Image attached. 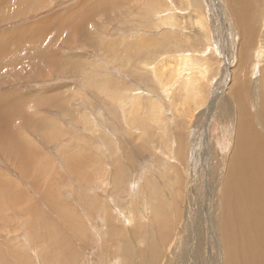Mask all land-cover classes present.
Listing matches in <instances>:
<instances>
[{
    "label": "rangeland",
    "instance_id": "obj_1",
    "mask_svg": "<svg viewBox=\"0 0 264 264\" xmlns=\"http://www.w3.org/2000/svg\"><path fill=\"white\" fill-rule=\"evenodd\" d=\"M10 2L0 111L25 115L9 121L22 149L0 147V264H205L233 141L227 92L237 64L264 67V0L247 53L229 0ZM81 12H96L89 39L74 34Z\"/></svg>",
    "mask_w": 264,
    "mask_h": 264
},
{
    "label": "bare ground",
    "instance_id": "obj_2",
    "mask_svg": "<svg viewBox=\"0 0 264 264\" xmlns=\"http://www.w3.org/2000/svg\"><path fill=\"white\" fill-rule=\"evenodd\" d=\"M229 3V11L231 12L232 17L237 21L236 26L238 28V32H240V34L243 36V50L247 53L251 50V47L256 46L257 43L259 28L256 30L254 24L260 21L262 15V11L259 12V6L261 5L260 0H229ZM99 8L100 6L98 7V10H96V12L98 13L100 12ZM80 14L82 18L78 22V27L76 26V29L73 28L74 34L77 35L79 33H83L84 36H87V39V30L85 28V25L81 24V22H88L92 20L94 14L90 15V13H87L85 14L86 16H83L82 12ZM176 20L177 19L175 17H166L167 23H170L168 21ZM176 22H178V20ZM187 62L189 61L186 57H180V59L177 60L178 66H176L177 68H175L176 72L173 71V74L171 76L172 82L165 84V87L172 86L177 81V78L173 77L175 75H177V77L181 80V77H183V75L185 74L183 71H185L188 67ZM237 68L238 70L233 73L234 80L232 81V85L227 92V95L231 99V104L226 107H228L229 113L231 115H228L229 117L226 122L228 125H234V130L232 128L234 133L233 141L231 143V154L226 163V168L228 171L226 170L222 182H220V179L218 180L221 185L218 187V192L216 194L214 193V195H216L217 197L215 206L216 210H213L214 212L212 211V215L210 216V220L208 221L213 224L214 232L208 231L209 243L207 244H209V246L207 248V259L205 260V256L203 258V255L200 253L196 254V260L198 263H200L204 259L205 264H264V67H260V63L255 62L250 67V70H247V65L245 66L244 70L239 64H237ZM255 75H259V79L261 81L255 83V85L253 86L256 95H245L244 93L250 94L246 81L250 80ZM190 86L191 84L189 85V87ZM174 91L173 93H175ZM253 101H255L256 103V107L254 106L256 116L251 114L249 110L252 107ZM2 109L3 110L0 111V147L2 148L1 150L7 151V155L10 154V151L14 148L19 150L22 149V144L20 143L22 139H18L19 134L16 133V126L9 124V121H11L13 118L15 119V117L17 116H24L25 110L23 112L24 107L23 109L21 107V111L18 107H16L15 110H9L8 108ZM4 114H6V116L3 118ZM26 119H29L30 121V118L27 117ZM203 160H205V158ZM180 182L182 187L181 185L179 188L177 187L178 195L181 194L182 188L183 192H185L186 190L184 186L186 182L184 181L185 183H183V180ZM212 188L214 187H211V190ZM179 200L184 202V199H182L181 197L179 198ZM181 203L178 204V207H180V209L181 206H183ZM210 207L212 208V205H210ZM205 211H207L206 208ZM209 211L211 212V210ZM176 212L178 211L176 210ZM205 215L209 219V213L206 212ZM181 216L183 215L181 214ZM177 217H179V213L177 214ZM187 219L189 220V218ZM164 230L166 231V233H169V229L164 228ZM110 232L114 233L115 231ZM156 236L157 237L155 238V241L157 242L159 234L156 233ZM211 236L212 238H210ZM191 243L193 242L191 241ZM207 244L206 242L204 243V245ZM191 245L190 248H193V246ZM198 249H200V247ZM183 253H185V251ZM159 257L161 258L162 254H160ZM44 262L46 264V261ZM169 264L183 263L179 261V258L175 260L173 258H169Z\"/></svg>",
    "mask_w": 264,
    "mask_h": 264
},
{
    "label": "crops",
    "instance_id": "obj_3",
    "mask_svg": "<svg viewBox=\"0 0 264 264\" xmlns=\"http://www.w3.org/2000/svg\"><path fill=\"white\" fill-rule=\"evenodd\" d=\"M130 3V2H129Z\"/></svg>",
    "mask_w": 264,
    "mask_h": 264
}]
</instances>
